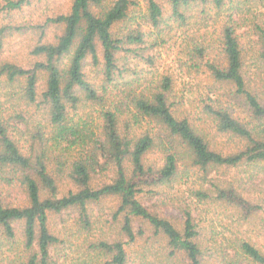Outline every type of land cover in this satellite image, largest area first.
Returning a JSON list of instances; mask_svg holds the SVG:
<instances>
[{"label": "trees", "instance_id": "16d2710c", "mask_svg": "<svg viewBox=\"0 0 264 264\" xmlns=\"http://www.w3.org/2000/svg\"><path fill=\"white\" fill-rule=\"evenodd\" d=\"M30 1L2 0L0 18ZM234 1L70 0L65 13L33 26L39 35L28 64L0 55V85H16L27 109L14 122L0 118V264L7 246L16 251L15 264H60L70 239L82 264H132L133 246L142 249L141 264H264V244L251 240L246 227L256 223L264 232V196L251 205L239 193L247 182L241 171L231 180L226 174L264 165V91L245 78L237 34L245 16ZM212 11L224 13L217 47L195 34ZM173 25L193 30L185 34L183 64L208 80L197 118L176 100L171 76L142 83L138 65L130 66V59L152 65L148 50ZM25 31L1 25L0 51ZM252 33L264 60V26L254 24ZM214 51L216 60L207 59ZM215 134L234 140V148L219 147ZM180 182L197 204L235 211L232 223L242 230L237 226L240 236L230 246L204 241L193 202L179 204L177 220L146 204ZM105 200L115 206L96 217L94 207ZM65 213L71 224L64 220L55 232L50 217Z\"/></svg>", "mask_w": 264, "mask_h": 264}, {"label": "rangeland", "instance_id": "374dc122", "mask_svg": "<svg viewBox=\"0 0 264 264\" xmlns=\"http://www.w3.org/2000/svg\"><path fill=\"white\" fill-rule=\"evenodd\" d=\"M2 4V0H0ZM70 5V0H31L30 4L12 15V18L3 19L0 18V26L3 24H13V26H21L26 29L20 36H12L7 39L1 48L0 55L8 59L17 61L20 64L26 65L29 63L30 56L29 51L32 44L38 37L37 29H33V26L42 22L46 17H51L59 13H65ZM233 5L240 7L241 12L244 14V20L240 21V28L237 34L241 43V51L244 63V75L249 83V87L255 88L259 91H264V60L259 57L258 45L256 43L257 37L252 33V27L254 24L264 26V0H252L248 3H242L241 0H235ZM142 7V4H141ZM235 8V9H236ZM209 8L206 10L208 11ZM143 10V7H142ZM199 8L192 10L193 18L197 17ZM211 11V10H210ZM219 14V15H218ZM215 13L214 11L208 12L206 17V26L204 22L198 21V26H205L200 32L195 33L196 38L205 43L212 44L213 47L218 46V33L221 26L224 13ZM200 26V27H201ZM187 28L178 29L176 25L171 26L163 32L164 42L158 40V45L153 49L148 50L147 55L154 56L152 65H148L142 61L130 59V66L138 65L137 70L140 75V82L149 83L156 81L160 76L168 74L174 79L173 88L176 94V100L182 101L183 109L186 110V114L189 117L197 118L194 115L197 112V99L199 96H204L208 86V80L206 75L197 71H192L187 68L185 64V48L187 47L188 37L185 34H192L193 30L187 31ZM198 30V28H196ZM195 30V31H196ZM53 30H49L48 37L52 36ZM150 41V40H149ZM187 45V46H186ZM184 48V49H183ZM217 50V49H216ZM218 52H211L207 59L216 60ZM87 73L92 77V68L86 67ZM18 88L16 85H0V118H12V122L16 121L14 115L21 111L26 113V106L18 99ZM224 106H228L229 102L225 99ZM199 112V111H198ZM210 120V119H209ZM204 121L201 125L205 128V131L211 132V123L207 120V117L202 115ZM214 142L219 147L225 150H232L234 148L235 141L229 138L222 137L220 135H213ZM238 145V144H237ZM239 146V145H238ZM152 162L159 160L158 155L150 156ZM241 171V177L245 180L246 185L239 191L243 199L249 202L251 205H256L264 196V165L255 168H243L240 170H234L227 172V178L231 180ZM250 181V182H248ZM181 183V182H180ZM179 184V183H178ZM174 191L168 186H164L160 191L159 196H155L152 199L146 201V204L156 206L160 210L162 216L168 215L175 219L180 218V212L178 210L179 204L190 205V202L197 205L194 209V215L201 220V232L204 236L206 243L216 242V247L220 249V244L224 248L230 246V241L235 237L240 236V232L237 230V226L240 230V224H233L231 217L235 214V211H231L228 207L222 205L212 204L207 201L206 204H197L196 200L190 196L189 188L182 183L174 185ZM199 186V185H198ZM206 188L207 185H204ZM194 199L195 201H193ZM192 200V201H190ZM180 202V203H179ZM223 204V203H222ZM114 201L105 200L97 207H94L93 214L98 217H107L114 207ZM226 206V205H225ZM195 208V207H193ZM163 213V214H162ZM67 220L70 224L72 222V216L63 214L61 216L50 217V228L56 232V230H62V222ZM249 228L250 239L258 243L264 244V232L259 231L257 224L253 223ZM259 233V234H258ZM234 236V237H233ZM73 245L70 248L63 249L59 263L61 264H82L77 261V255L79 251H76L75 239H70ZM7 246L4 250V264H15L16 251L14 248ZM61 248V247H60ZM142 249L138 246L130 247V257L132 264H141ZM63 254H66L67 260H63ZM215 257V255L213 256ZM64 261V262H63ZM214 261H217L216 259Z\"/></svg>", "mask_w": 264, "mask_h": 264}]
</instances>
